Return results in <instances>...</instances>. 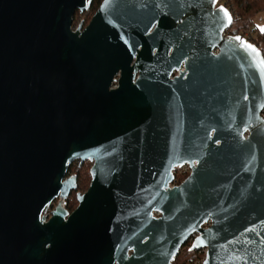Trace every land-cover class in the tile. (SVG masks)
<instances>
[{
  "label": "water",
  "instance_id": "95a60500",
  "mask_svg": "<svg viewBox=\"0 0 264 264\" xmlns=\"http://www.w3.org/2000/svg\"><path fill=\"white\" fill-rule=\"evenodd\" d=\"M217 1L102 0L73 27L92 0H0V264H172L191 238L201 264H264V77L233 37L264 56ZM151 38L153 82L109 90Z\"/></svg>",
  "mask_w": 264,
  "mask_h": 264
},
{
  "label": "flooded vegetation",
  "instance_id": "af4514ba",
  "mask_svg": "<svg viewBox=\"0 0 264 264\" xmlns=\"http://www.w3.org/2000/svg\"><path fill=\"white\" fill-rule=\"evenodd\" d=\"M220 3L221 0H218L217 4ZM148 33H150V31ZM154 43V40L151 38L149 40V44H146L144 42V45H142L141 43L138 45L136 53L131 56L129 62L125 64L123 68H121L119 72L114 76L111 85L108 88L109 90L118 88V79L120 78L122 71L126 76L131 75V84L133 85H137L138 81H141L140 79L144 76L151 78V83L153 82V74L156 72L158 60V49L154 45ZM212 52L214 54L217 53L216 50H212ZM168 54L170 55V52ZM183 70L184 67L182 62L179 67H175L172 69L168 78L171 80L174 77L179 76L180 72ZM91 166L92 161H81L80 159H75L68 165L65 177L75 176V189L71 190L63 200L62 207L66 211V215L64 217L65 219L77 208L79 204L78 195H82L87 190L90 184ZM182 167H186V170L183 171L182 176L177 177L176 169ZM189 172L190 169L187 164L176 167L173 171L174 178L170 186L178 185L188 176ZM58 200L59 196L54 198L51 201L50 205L42 212L41 216H46L45 221H47L51 217V211L55 208ZM188 241L186 243H188Z\"/></svg>",
  "mask_w": 264,
  "mask_h": 264
},
{
  "label": "trees",
  "instance_id": "16d2710c",
  "mask_svg": "<svg viewBox=\"0 0 264 264\" xmlns=\"http://www.w3.org/2000/svg\"><path fill=\"white\" fill-rule=\"evenodd\" d=\"M102 0H92L91 5L89 7V11L96 10ZM222 1V0H221ZM223 3L228 7V9L232 10L233 13V24H232V33H239V31L243 28H251L254 30L256 37L253 38V43L258 47L261 42H264V33L260 31L257 27H254L252 24V17L264 10V0H223ZM76 12V11H75ZM75 14V13H74ZM74 17V15H73ZM77 23L74 22V18L72 19V26L76 27ZM234 26V27H233ZM259 38V40H258ZM260 42V43H259ZM261 49V48H260ZM264 56V49H261ZM264 116V110L262 112ZM190 242L182 245L177 256L175 257L173 264H177L179 258L181 257L182 250L186 249L188 254L196 253V250L189 251Z\"/></svg>",
  "mask_w": 264,
  "mask_h": 264
},
{
  "label": "rangeland",
  "instance_id": "374dc122",
  "mask_svg": "<svg viewBox=\"0 0 264 264\" xmlns=\"http://www.w3.org/2000/svg\"><path fill=\"white\" fill-rule=\"evenodd\" d=\"M221 3H223V0L221 1ZM94 12H95V10L94 11L86 10V11H83L82 13H79L78 11H76L75 14H74V17H73L74 18V22L77 23V25L80 22H82V25L85 26L89 22V20L91 19V17H92ZM252 24H253L254 27H257L258 29H260L259 26H264V10H262L261 12L256 13L252 17ZM254 37H256L255 32H254ZM258 40H259V38H258ZM259 47L261 49H264V42H261ZM185 170H186V167L177 168L176 169L177 177L182 176L183 175V171H185ZM189 242H190V245H191L192 240L190 239L188 241V243ZM189 248H190V246H189ZM186 251H187L186 249H183L181 251L183 256L181 255V257L179 258L177 264H201V262H202V260L204 258V253L202 251L196 250V253H194V254H188Z\"/></svg>",
  "mask_w": 264,
  "mask_h": 264
},
{
  "label": "snow or ice",
  "instance_id": "6c2138e0",
  "mask_svg": "<svg viewBox=\"0 0 264 264\" xmlns=\"http://www.w3.org/2000/svg\"><path fill=\"white\" fill-rule=\"evenodd\" d=\"M211 2L213 4H215V0H211ZM219 11L221 13H223L224 17L230 23L231 22V19L229 17L228 12L223 7H221L219 9ZM259 27H260V31L262 33H264V26H259ZM233 39L237 40L241 44L242 47L246 48L247 50H249L250 52H252L255 55V57H257V59L254 61V64H255L256 67H258L261 76L264 77V60L258 59L259 58V55H260L259 51L253 45L248 44L245 41H242L240 37H233ZM245 99H247V97H245ZM217 143H219V141H217ZM245 231H248V229H245ZM191 250L192 249L190 248L189 251H191ZM173 255H175V254H173Z\"/></svg>",
  "mask_w": 264,
  "mask_h": 264
},
{
  "label": "built area",
  "instance_id": "2783aa9c",
  "mask_svg": "<svg viewBox=\"0 0 264 264\" xmlns=\"http://www.w3.org/2000/svg\"><path fill=\"white\" fill-rule=\"evenodd\" d=\"M229 11L231 12L232 16V10L229 9ZM232 31V27L231 28H227L224 30V32L222 33L223 35L228 34ZM239 34H241L244 38H246L248 41L253 43V38H254V30L251 28H243L239 31ZM199 251H202L203 253H205L204 249H200Z\"/></svg>",
  "mask_w": 264,
  "mask_h": 264
},
{
  "label": "bare ground",
  "instance_id": "6f19581e",
  "mask_svg": "<svg viewBox=\"0 0 264 264\" xmlns=\"http://www.w3.org/2000/svg\"><path fill=\"white\" fill-rule=\"evenodd\" d=\"M89 9V8H88ZM88 9H86V10H88ZM86 10H84V11H86ZM76 11H78V9L76 10ZM79 12V11H78ZM79 13H82V12H79Z\"/></svg>",
  "mask_w": 264,
  "mask_h": 264
}]
</instances>
